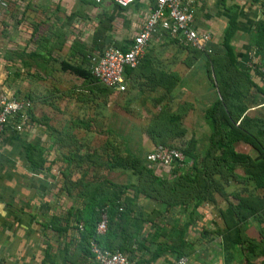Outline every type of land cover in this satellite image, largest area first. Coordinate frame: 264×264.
<instances>
[{
	"label": "rangeland",
	"instance_id": "obj_1",
	"mask_svg": "<svg viewBox=\"0 0 264 264\" xmlns=\"http://www.w3.org/2000/svg\"><path fill=\"white\" fill-rule=\"evenodd\" d=\"M73 1L5 0L0 12V51L20 66L13 88L30 100L32 117L29 129L14 138L20 174L0 172V264H84L74 225L79 208L119 186L132 195L124 204L132 221L153 227L156 215L169 217L162 235L185 264H259L256 257L264 264V212L254 215L263 225L251 238L225 225L219 250L182 241L184 226L197 216L194 208L215 188L210 181L241 185L230 194L235 222L247 213L240 210L245 184L264 192V106L242 118L264 102V46L255 45L256 27L264 23L258 3L211 0L205 7L214 37L209 53L155 37L125 90L114 93L60 71L59 64L81 67L88 52L126 42L130 24L112 0ZM214 102L219 105L211 114ZM215 129L219 135L212 137ZM159 144L189 159L169 167L146 163L145 152Z\"/></svg>",
	"mask_w": 264,
	"mask_h": 264
},
{
	"label": "crops",
	"instance_id": "obj_2",
	"mask_svg": "<svg viewBox=\"0 0 264 264\" xmlns=\"http://www.w3.org/2000/svg\"><path fill=\"white\" fill-rule=\"evenodd\" d=\"M108 1L109 0H104L102 4L108 5ZM71 2L72 3H68V4H70L71 6L75 5L73 0H71ZM210 2L212 1L211 0H194V7H195L194 25L196 26L198 30L206 31L210 33L211 40H212V37H213V33L211 29L212 21L209 18L210 16L207 14L205 10V7L208 4H210ZM148 6H149L148 1L145 4H143L139 0H135L134 3L126 7L127 10H122L121 8L116 7L118 9L116 10L121 12V16L124 17V20L126 22H129L130 30L133 31L131 37L140 29L143 19L145 17V13L148 9ZM141 15H143L142 20H141ZM112 39H113V36H112ZM130 39L126 40V42H124L125 40L123 41V39H120L119 44L117 46H122V47L127 48V44L129 43ZM19 68L20 66L17 63H13L9 59L8 53H4L0 51V92H8V93L16 94V91L13 88V81H14V78L20 73ZM132 72L133 71H131V73L126 76V78L131 77ZM261 106L262 107L264 106V102L261 103V105H257L256 108H249V109L244 110L245 112H243L242 117L248 114L250 111H254L255 109L259 110ZM11 124L12 123H9L8 126L5 128V130L3 131L2 136H1V144H0V163L2 164V169L0 168V170L2 171L0 172L2 173L6 172L5 176H8V177L14 176L15 172L20 174V165H19L20 164V156H19L20 154H19V147L16 146L15 144L16 142L14 141L15 134L22 133L23 131L29 129L30 127V125H28L27 128L23 129L21 132L20 131L15 132L11 129ZM243 148L245 149V152L247 154H250L248 153L249 151L247 147H243ZM261 164H264V161H262ZM8 172H11V174L9 175ZM10 181H13V180L11 179ZM247 181H250V180L247 179ZM15 182H17L18 185L20 184L19 183L20 180L19 181L17 180ZM15 182H12V184L9 187H7L8 191L10 190L9 188L13 186ZM117 183L123 184V185H130L129 184L130 181H127V182L119 181ZM136 183L137 181L131 182V184H134V185ZM211 183L213 187L215 188L209 190V193H207V196L205 198L197 199V200L200 199L199 204L194 208V211L196 212L197 216H195L190 223L184 226L182 241L189 242V243L190 241L203 242V243L205 242L207 243L209 249H212V252H213V250H219L221 248L219 244L220 238H221L220 235L224 232V230H226L225 225L227 226L231 225L230 226L231 228L239 229V232L241 230V233H244L248 238H251L253 234H256V227L262 226L263 222L260 223L259 220H256L254 215H258V216L263 215L264 192L262 195V193L260 192H255L254 187L248 182L247 184H245L244 187L247 186L249 190L247 189V193H243V194L239 192V194L242 195L243 197L241 200L243 202L241 203L243 204V206L240 207V210H242L245 213L247 212V213L246 215H243V217L241 218L242 220L240 222H235L233 213L228 212L229 210H231L230 203L231 202L234 203V200L231 199L230 194L231 192H235L234 190L240 191L242 188L241 185L240 184L237 185L235 181H210V184ZM230 186L231 187L233 186L235 189H232V190L229 189ZM251 189H252V192H249ZM127 197L128 198L132 197L131 193L125 192L121 196V200L126 202L128 200ZM140 199H141V196H135V200L137 202ZM253 203L254 205H252ZM138 205L140 206V203H138ZM142 206L146 208V205H142ZM82 207L83 206H81L79 210H81ZM248 207H251L249 209L254 210L255 213L253 214L251 211L250 212L246 211ZM181 216L184 217V214ZM156 217H157V220L155 221V224L152 223L153 224V227H152L150 223L145 222V221L144 222L140 221L138 223L136 222V220L132 221L131 219H133V214L131 212L127 216L126 220L124 221L122 225L123 229L120 231H117L115 238H113V240H109V242L107 243L109 245V248L122 252L127 257L128 264L170 263L176 255L169 250L170 249L169 243L164 238V235H162V228H164L166 232H169V227L167 225L169 222L168 220L169 217L165 216V214L156 215ZM225 220H226V223H225ZM183 222L184 220L181 221L180 224ZM159 224H163V225H159ZM158 225L159 227H161V229L159 227L157 228ZM40 231H41V228L37 229L34 232V235H38L36 236L37 238H40L39 237V234H41ZM68 231H71V230H67V232ZM75 231H76V228H75ZM203 231L206 232V235H207V239L205 240L202 239L201 234H200ZM22 241L27 242V243L29 242L28 240H25V239H23ZM197 245L199 249H201L202 247L201 244L198 243ZM171 249H172V246H171ZM174 249H177V248L173 247V250ZM85 258L86 260L81 258L82 261L85 260L83 261L84 264H89V263L93 264L92 259L90 257L85 256ZM256 261H258L259 264H262L263 262L262 259L258 257H256ZM209 264H216V262L211 259L209 260Z\"/></svg>",
	"mask_w": 264,
	"mask_h": 264
},
{
	"label": "built area",
	"instance_id": "obj_3",
	"mask_svg": "<svg viewBox=\"0 0 264 264\" xmlns=\"http://www.w3.org/2000/svg\"><path fill=\"white\" fill-rule=\"evenodd\" d=\"M99 4L102 0H90ZM116 7L126 8L135 0H112ZM264 14V0H256ZM5 0H0V12L5 9ZM194 0H152L145 13L140 29L131 37L127 48L121 51L113 45L92 50L85 55L87 70L92 79L114 93L125 90V69H135L141 62L148 43L153 37L163 36L184 47H191L201 53L211 51V36L194 25ZM31 102L25 96L0 92V144L1 136L9 123L15 132H21L30 123ZM149 164L169 167L182 165L185 157L181 151L162 145L153 146L144 154ZM120 210V209H119ZM81 230V223L76 225ZM106 229V212L99 210L94 227V237L100 236ZM88 251L93 264H128L127 257L118 250H106L89 240ZM186 258H174L170 263L185 264Z\"/></svg>",
	"mask_w": 264,
	"mask_h": 264
},
{
	"label": "trees",
	"instance_id": "obj_4",
	"mask_svg": "<svg viewBox=\"0 0 264 264\" xmlns=\"http://www.w3.org/2000/svg\"><path fill=\"white\" fill-rule=\"evenodd\" d=\"M78 1L82 2V3L85 2V0H78ZM88 1L90 3H92L90 0H88ZM251 2H256V0H251ZM151 3H152V0H151ZM92 5H96V4L92 3ZM263 16H264V14H263ZM255 45L258 47L264 46V23L257 25V27H256ZM117 48H119L121 51H124L126 49V47H122V46H117ZM59 69L62 72H68L71 75H74L76 77H79L82 79H91V80L95 81L94 79L91 78V76L87 70V66L84 63L82 64L81 67H77L74 65L67 64L65 62H60ZM133 70L134 69H125L124 73L127 76ZM105 89L111 91L108 88H105ZM218 105H219V102H214L212 104L211 109H210L211 114L215 113ZM30 118H32L31 112H30ZM218 133L219 132L217 131V129H215L214 135L212 137H217L219 135ZM211 143L215 144L214 141H212ZM169 148H171V147H169ZM181 152L185 156V162L184 163H186L188 156L186 155V152H184V151H181ZM261 152H262V155L264 156V149ZM204 158H205V156H204ZM203 171L204 170L202 168V172ZM117 188L118 189L115 190V192L111 193V195L109 197L102 196V197L98 198V197H95L94 195L89 197V199L84 203L81 210H79L78 215L76 217L75 228H76V231L79 235V249H80V252L83 256L91 258V255L88 251V243H89V240H91L93 238L97 242L98 246L101 247L102 249H106V250H110V251L113 250V249L109 248V245L107 243L109 242V240H113V238H115L117 231H120L123 229L122 225L127 218V214L124 212L125 202L123 200H121V196L127 190H126V187H123V186H121V187L119 186ZM101 209H104L106 212V229L102 235L94 237V227H95V224L98 220V212ZM79 222L81 223V230H78L76 227V225ZM169 248H170L169 250L176 255L175 258L181 257L179 250H177V249L173 250V247H172V249H171V247H169Z\"/></svg>",
	"mask_w": 264,
	"mask_h": 264
}]
</instances>
